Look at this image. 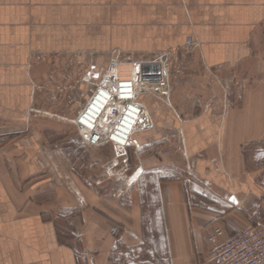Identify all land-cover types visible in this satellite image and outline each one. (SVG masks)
Instances as JSON below:
<instances>
[{"label":"crops","instance_id":"1","mask_svg":"<svg viewBox=\"0 0 264 264\" xmlns=\"http://www.w3.org/2000/svg\"><path fill=\"white\" fill-rule=\"evenodd\" d=\"M263 28L264 0H0V122L40 106L42 59L185 48L204 73L228 75L246 67ZM177 89L181 108L189 89ZM240 96L185 115L141 95L165 130L136 134L152 140L128 197L78 196L35 142L0 144V264H206L212 230L226 237L264 220V80Z\"/></svg>","mask_w":264,"mask_h":264},{"label":"rangeland","instance_id":"2","mask_svg":"<svg viewBox=\"0 0 264 264\" xmlns=\"http://www.w3.org/2000/svg\"><path fill=\"white\" fill-rule=\"evenodd\" d=\"M118 51L120 50H116L115 54L111 52L108 59L99 61L93 58L79 59L76 55L42 59L44 74L41 76L43 97L40 106L30 111L31 117L28 119L0 122L2 146L13 144L17 140L35 142L36 148L41 150L40 162L52 165L57 184L61 188H70L78 196L86 188L89 194L98 196H114L116 199L128 197L133 163L138 170H143L142 150L152 140H146L145 144L138 143V148L128 149L112 144L90 146L73 121L95 88L94 73L115 60L124 61L131 56V52L124 51L117 55ZM252 51L253 55L246 67L228 75L204 73L193 50L183 48L180 53H169L166 65L173 92L175 86L181 89L184 85L189 89L187 94L180 91L182 95H188L183 108L176 106L172 96L173 108L189 115L200 108L212 109L215 105L216 110H220L223 102H226V106L230 101L232 104L236 101L235 105H239L245 86L264 80V28L257 34ZM197 88L207 90L206 94L201 95ZM231 95L233 97L228 102L227 97ZM222 105L221 110L225 107ZM156 123L154 131L164 132L163 125ZM155 143L157 146L158 141ZM163 145L165 146V142ZM70 233L73 244L78 245L79 232L73 227Z\"/></svg>","mask_w":264,"mask_h":264},{"label":"built area","instance_id":"3","mask_svg":"<svg viewBox=\"0 0 264 264\" xmlns=\"http://www.w3.org/2000/svg\"><path fill=\"white\" fill-rule=\"evenodd\" d=\"M197 45L191 44L192 48ZM169 53H131L128 59L115 60L94 73L95 88L73 120L88 145L138 148L136 134L157 128L139 98L154 95L166 106L174 107L166 65ZM209 240L212 246L203 257L206 264H264V220L226 237L224 230L216 227Z\"/></svg>","mask_w":264,"mask_h":264}]
</instances>
